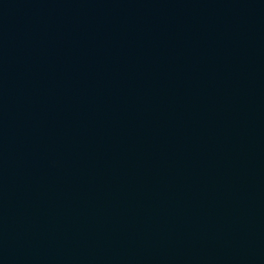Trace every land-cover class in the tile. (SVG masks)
Here are the masks:
<instances>
[{
  "label": "water",
  "instance_id": "95a60500",
  "mask_svg": "<svg viewBox=\"0 0 264 264\" xmlns=\"http://www.w3.org/2000/svg\"><path fill=\"white\" fill-rule=\"evenodd\" d=\"M0 264H264V0H0Z\"/></svg>",
  "mask_w": 264,
  "mask_h": 264
}]
</instances>
